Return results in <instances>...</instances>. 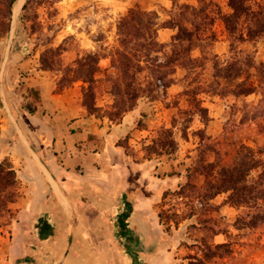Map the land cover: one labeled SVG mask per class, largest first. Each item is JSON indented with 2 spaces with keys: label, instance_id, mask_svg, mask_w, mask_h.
<instances>
[{
  "label": "rangeland",
  "instance_id": "obj_1",
  "mask_svg": "<svg viewBox=\"0 0 264 264\" xmlns=\"http://www.w3.org/2000/svg\"><path fill=\"white\" fill-rule=\"evenodd\" d=\"M5 1L0 0V8ZM171 1L30 0L31 3L27 8L23 9L21 5L17 12L14 11L13 6L10 29L0 36V83L6 72L5 65L10 52L15 48L25 46V55H36L39 60L44 50L61 46L64 50L58 56L60 66H71L74 60L84 52L106 51L116 45L117 21L126 14L128 9L139 7L143 10H154L158 13L159 22H162L168 18ZM177 1L179 4H196L195 0ZM213 1L218 4L222 12H228V0ZM214 32L216 34L215 41L210 46L205 47L204 50L207 53L217 54L220 58H227L230 42L223 23L219 19L214 23ZM172 33L173 31L170 29L163 31L161 29L160 33L158 31V39L161 42H169ZM239 46L245 50H252L256 60L264 62V36L253 42L245 41ZM191 55L198 57L200 54L198 50H193ZM102 59L99 60L100 70L96 74L98 79L96 104L101 109L98 111L100 115H104L107 110H110L113 102L110 82L106 75H116L114 68L110 66L106 69L104 67L105 61ZM48 72L55 78V82L64 76L62 69ZM211 72L210 63L207 61L197 62V67L189 71L178 67L175 73L176 85L171 88L170 93L155 101H148L146 98L137 101L134 108L139 107L141 111L147 114L143 121L139 122L142 127L138 125V119H136V127L148 129L150 131L149 139L156 134L160 127L172 128L178 149L176 153L170 156H153L151 158L153 161L147 163L146 167L149 168L154 163H158L156 169L151 168L149 171V174L154 176L155 183L150 181L146 168L140 169L138 171L140 183L132 181L133 187L129 185V187L120 188L119 195L122 196L118 200L119 206L115 205L112 210L101 208L105 199L104 196L97 195L96 202L90 200L89 193H84L78 197L81 203V205L79 204L80 208L77 205L78 209L69 211L67 249L74 248L75 245L76 254L90 253L94 257L91 258L94 263L102 262V264H190V262H195L194 257H202L197 238L203 236L205 232L201 228L191 232L187 229V226L195 221L194 217L181 220L177 228L172 226L169 232H164L157 217L160 208L168 213L184 214L189 212L191 206L197 203V194L193 195L194 201L181 199L173 194H167L164 198L162 196L165 191L173 192L179 184L185 181V168L196 154L195 148L198 144L197 134L199 130H205L207 134L213 137L219 136L222 131V124L230 115L234 103L241 105L243 101H246L253 104L258 99L255 94L236 100L232 96L221 98L200 93L198 98L201 106L206 108L209 119L203 122L200 113L188 102L185 90H197L205 82H209ZM74 84H76L75 87L82 103L81 83L75 82L71 86L74 87ZM24 89V85L19 83L17 97L14 91L7 92L5 90L3 92L0 89V139L6 138L7 144H10L11 147L14 134L6 128L9 126V110L12 108L8 99L10 97L17 98L22 106L29 104L33 100L32 94L27 90V93H30V99L27 100L28 94L25 95L22 92ZM239 116L240 113H237L235 118H239ZM100 120L110 122L106 117ZM132 132V135L129 134L132 140H127L128 152L132 159L140 161L143 155L141 147L149 140L140 139L142 134L135 129ZM236 134L248 145L264 147V132H260L254 123L244 124ZM120 140H125V138ZM7 144H3V141L0 140V155L5 152ZM6 156L10 158L17 174L23 180L27 174L22 171V168L25 171L26 169L23 161L19 159L20 153L14 152L13 157L11 155ZM119 166L118 173L115 172L113 176L115 180L117 177L131 179L134 175L137 176V173L133 174L135 168L132 167L134 165L125 158L120 160ZM180 173L183 174V179L176 178L175 175ZM160 179L165 180L161 181ZM192 182L197 187H201L203 177L195 176ZM224 197L225 195H219L214 198L203 218H212L217 223L226 224L230 232L228 241L230 242L231 253L224 258L210 259L206 264H264V222L251 229L239 231L234 229L232 223L242 209L223 205ZM135 204L138 207H135ZM0 222L3 226L7 224L3 219ZM130 240L140 241L147 251L154 253L151 255L139 249L130 250ZM226 241V237L222 234L214 236L213 239L216 244ZM100 252H103V255L99 254ZM99 255L103 256V260H98L101 258ZM132 255H135L136 262L133 261ZM139 255L140 257H138ZM56 262L54 260V263Z\"/></svg>",
  "mask_w": 264,
  "mask_h": 264
},
{
  "label": "trees",
  "instance_id": "obj_2",
  "mask_svg": "<svg viewBox=\"0 0 264 264\" xmlns=\"http://www.w3.org/2000/svg\"><path fill=\"white\" fill-rule=\"evenodd\" d=\"M15 1L6 0L0 8V36L10 29ZM195 1L196 4H179L177 0H172L168 18L162 22H159L158 13L154 10L130 8L117 21L116 45L106 51L84 52L71 66L63 67L58 56L64 48L51 47L41 53L37 67L46 71L62 69L64 76L56 80L54 92L60 93L73 83L80 82L86 114L98 119L106 117L116 123L134 108L139 99L154 101L165 96L167 89L175 83L178 67L189 71L197 67L200 61L210 63L211 79L197 90H185V94L203 122L209 119L206 108L201 106L198 98L200 93L221 98L232 96L236 100L252 94L258 96L256 103L243 101L241 105H232L219 136L213 137L205 130H199L196 154L185 168V181L173 192L165 191L162 196L173 194L194 201L193 195L196 193L197 203L184 214L168 213L161 208L157 212L164 232H169L172 226L177 228L181 220L194 217L195 221L187 226L188 231L201 228L205 234L197 238L202 257H194L195 262L190 264H206L210 259L224 258L231 253L228 241L230 232L226 224L203 218L214 198L225 195L223 205L242 209L232 223V227L238 231L254 228L264 222V147L248 145L236 134L244 124L250 122L264 132V62L256 60L252 50L239 46L240 43L253 42L264 36V0H228V12H222L213 0ZM30 3V0H26L22 8H27ZM217 19L222 21L230 42L227 58L204 50L216 39L214 23ZM160 29L173 31L169 42L158 39ZM193 50H198L200 55L193 57ZM102 58H109L110 66L116 70L115 76L106 75L113 102L104 115L98 114L101 109L96 104V74ZM29 92L33 100L23 107L33 113L40 99L38 91L30 89ZM237 113H240L239 118H235ZM145 116V113H141L138 118L140 127L139 122ZM127 140V137L118 140L116 145L123 147L129 155ZM177 149L173 129L164 126L141 147L144 159L170 156ZM195 176L203 177L201 187L192 182ZM19 197L20 180L16 169L10 158L4 156L0 160V220L10 223L13 214L10 204ZM218 234L224 235L227 241L214 243V236Z\"/></svg>",
  "mask_w": 264,
  "mask_h": 264
},
{
  "label": "crops",
  "instance_id": "obj_3",
  "mask_svg": "<svg viewBox=\"0 0 264 264\" xmlns=\"http://www.w3.org/2000/svg\"><path fill=\"white\" fill-rule=\"evenodd\" d=\"M25 51V46L11 50L0 83L3 92L14 91L16 97L21 83L25 95L27 90L33 89L38 91L40 99L33 113L25 110L17 98L8 99L12 108L6 128L14 136L12 147L6 138L0 139L8 145L0 160L6 155L13 157L14 152L20 153L19 159L26 169L22 171L27 175L21 180L17 174L20 197L10 204L13 213L10 223L0 225V264H102L94 263L90 253L76 254L75 245L67 249L69 211L78 209L77 205H81L78 197L84 193L90 194L92 202H96L97 195L104 196L103 209L118 207L122 196L120 188L133 187L132 181L139 184L140 169L146 168L150 181L155 183L149 171L156 169L158 163L148 168L146 164L152 159L141 156L140 161L134 160L123 147L116 145L126 137L131 141L129 134L132 135L133 129L142 134L140 139L149 140L150 131L139 129L135 124L141 113H147L135 107L114 124L87 115L76 84L55 93V78L37 67L36 55L26 56ZM102 61L106 69L110 68L109 59ZM175 85L172 84L166 94ZM26 99H30V95ZM122 158L134 165L133 174L137 173L138 177L115 180L113 176L118 173ZM175 176L183 179L182 173ZM101 255L98 260H103Z\"/></svg>",
  "mask_w": 264,
  "mask_h": 264
},
{
  "label": "water",
  "instance_id": "obj_4",
  "mask_svg": "<svg viewBox=\"0 0 264 264\" xmlns=\"http://www.w3.org/2000/svg\"><path fill=\"white\" fill-rule=\"evenodd\" d=\"M129 248H130V250L139 249V250H143L145 252H149L144 248L143 244L138 240H130L129 241ZM132 258H133V261L136 262L135 255H132Z\"/></svg>",
  "mask_w": 264,
  "mask_h": 264
},
{
  "label": "bare ground",
  "instance_id": "obj_5",
  "mask_svg": "<svg viewBox=\"0 0 264 264\" xmlns=\"http://www.w3.org/2000/svg\"><path fill=\"white\" fill-rule=\"evenodd\" d=\"M24 0H16L14 3V11H18Z\"/></svg>",
  "mask_w": 264,
  "mask_h": 264
}]
</instances>
